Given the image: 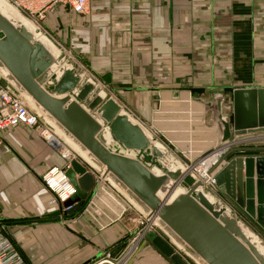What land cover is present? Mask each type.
<instances>
[{
	"label": "crops",
	"instance_id": "1",
	"mask_svg": "<svg viewBox=\"0 0 264 264\" xmlns=\"http://www.w3.org/2000/svg\"><path fill=\"white\" fill-rule=\"evenodd\" d=\"M63 9H53L61 24L52 28L67 56L182 161L216 146L212 91L224 92L230 114L234 89L264 88V0H88L85 14ZM240 139L264 147L262 133ZM2 140L0 227L24 264H91L104 252L123 264H171L144 236L132 247L141 215L115 195L99 192L83 211L90 192L63 211L43 176L75 159L70 149L24 125Z\"/></svg>",
	"mask_w": 264,
	"mask_h": 264
},
{
	"label": "water",
	"instance_id": "2",
	"mask_svg": "<svg viewBox=\"0 0 264 264\" xmlns=\"http://www.w3.org/2000/svg\"><path fill=\"white\" fill-rule=\"evenodd\" d=\"M0 81L74 153L65 175L79 196L65 202L70 212L94 172L153 224L144 237L171 264H264V147L240 139L264 134V88L234 89L230 114L224 92L210 93L214 149L223 150L209 170L213 192L8 0H0Z\"/></svg>",
	"mask_w": 264,
	"mask_h": 264
},
{
	"label": "built area",
	"instance_id": "3",
	"mask_svg": "<svg viewBox=\"0 0 264 264\" xmlns=\"http://www.w3.org/2000/svg\"><path fill=\"white\" fill-rule=\"evenodd\" d=\"M12 5L19 9L25 16L31 19L45 34L48 31L45 27L47 15L53 9L60 5L69 8L75 14H85L88 7V0H8ZM24 125L37 131L44 140L55 150L63 149L65 146L40 120L30 111L25 100L14 92L9 86L3 85L0 81V149L8 151L3 145V132L13 126ZM234 141V140H233ZM66 147V146H65ZM196 160L186 158L183 160L185 166L198 179L202 181L204 186L213 192L216 191L214 174L209 170L216 164L223 150H215ZM72 152V151H71ZM62 155L68 157V151H61ZM73 153V152H72ZM216 154V155H215ZM74 157V153L72 154ZM215 155V156H214ZM213 156V157H212ZM212 157V158H211ZM76 158V157H75ZM70 167V162L62 169H51L43 176L46 188L55 195V200L65 203L77 195L76 187L69 181L65 175V171ZM94 184L91 190V196L85 204L83 211L91 208L93 197L99 192L108 195H115L119 200L124 201L108 184L100 177L99 174L93 172ZM90 194V193H89ZM125 202V201H124ZM126 203V202H125ZM64 212L71 209V205L63 208ZM96 215H101L99 208L93 209ZM138 225L132 240V247L135 242L145 235L149 230H153V224L140 216ZM104 256L91 264H123L124 257L113 258L109 253L104 252ZM0 264H24L22 255L16 250L11 240L4 233L3 227H0Z\"/></svg>",
	"mask_w": 264,
	"mask_h": 264
},
{
	"label": "rangeland",
	"instance_id": "4",
	"mask_svg": "<svg viewBox=\"0 0 264 264\" xmlns=\"http://www.w3.org/2000/svg\"><path fill=\"white\" fill-rule=\"evenodd\" d=\"M57 6H59V7H62V6H60V5H57ZM56 6V7H57ZM62 8H64L63 10H62V13H64V14H67V9L68 8H66V7H62ZM58 11H55L54 13H53V11H51L48 15H47V18H46V21H45V27H46V29H47V31H48V34H49V36L53 39V40H56L55 42L60 46V47H62L64 50H68V47H69V45L67 44V43H65L64 41H63V39H58L56 36L57 35H55L54 33H53V28H52V26L53 27H55L57 24H61V22H60V15L59 14H61V13H57ZM53 13V14H52ZM50 21V23H51V27H50V25L48 24V22ZM60 28V27H59ZM56 31H58V30H56ZM85 69L87 68L86 66H83ZM87 70V69H86ZM111 92V91H110Z\"/></svg>",
	"mask_w": 264,
	"mask_h": 264
},
{
	"label": "bare ground",
	"instance_id": "5",
	"mask_svg": "<svg viewBox=\"0 0 264 264\" xmlns=\"http://www.w3.org/2000/svg\"><path fill=\"white\" fill-rule=\"evenodd\" d=\"M222 152V151H221Z\"/></svg>",
	"mask_w": 264,
	"mask_h": 264
}]
</instances>
